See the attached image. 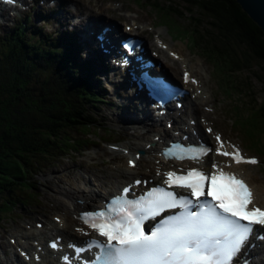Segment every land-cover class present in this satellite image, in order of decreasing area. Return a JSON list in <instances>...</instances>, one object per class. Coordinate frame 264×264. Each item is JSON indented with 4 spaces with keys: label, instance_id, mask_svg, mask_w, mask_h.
I'll return each mask as SVG.
<instances>
[{
    "label": "trees",
    "instance_id": "obj_1",
    "mask_svg": "<svg viewBox=\"0 0 264 264\" xmlns=\"http://www.w3.org/2000/svg\"><path fill=\"white\" fill-rule=\"evenodd\" d=\"M148 2L154 11L164 10L169 15L176 13L178 19L183 14L180 6L198 8L203 15L207 14V19L201 16V12L192 17L199 23L192 32L197 31L198 41L204 48L209 46V55L222 57L231 66L240 64L241 69L255 66L253 77L264 82L263 31L237 0ZM157 17L171 35L173 22H167L158 13ZM202 20L220 30L213 39L224 46L207 45L200 39L204 34L197 28ZM25 27V23L20 22L12 30L0 34V216L17 204H27L15 191L34 187L33 177L45 167L62 155L95 142L88 129L98 120L90 107L102 101L100 81L78 67L79 61H85L77 55L75 58L72 46L68 49V44L51 43L38 29H33L27 36ZM242 90L251 103L248 100L246 109L249 113L245 117L239 113L238 122L250 124L257 131L264 123V104L254 108L253 95L240 87ZM239 108L235 104L231 109L239 111ZM75 130H79L82 136L72 135ZM254 144L252 142V148H255Z\"/></svg>",
    "mask_w": 264,
    "mask_h": 264
},
{
    "label": "rangeland",
    "instance_id": "obj_2",
    "mask_svg": "<svg viewBox=\"0 0 264 264\" xmlns=\"http://www.w3.org/2000/svg\"><path fill=\"white\" fill-rule=\"evenodd\" d=\"M78 1L79 2L75 3L69 2L63 4L62 6L57 4L53 9L57 11H55L53 14H49L48 19L45 21L39 19L38 14L35 13V11H39L38 8H40V6L38 7L37 3L35 2L34 7L30 9L31 12L29 13L31 15V19L26 24L27 36H30V31L36 28L48 41H52L55 44L56 42H67L70 37L67 36L60 38V34L62 31L71 30L72 24L68 17L74 12L79 17L83 16L82 22L76 23V25L73 26L75 30L72 31V34H70L73 40H75L76 37H78L77 31L80 29L82 23L87 21V12L90 10H93L96 15H103L106 20L111 19L117 22L118 19H124L122 21V25L124 22L130 23V18L140 21V26H143V29H145L143 36L150 42H153L154 33L158 32V30H162L161 35L165 41L174 40L176 41V45L181 46L184 51L189 53L192 65L193 67L195 66V68H192V71L203 79L207 93L210 92V100L214 102L213 108L215 109V113L213 115H218V118L215 122L217 126L222 127L228 136L237 138L239 141H241L244 148L247 149L249 153L259 156V164L255 166H249L246 168V172L250 179L255 182L259 191L260 199L263 201L264 156L259 150L264 151V123L261 124L260 128L257 129V133L252 125L246 123L241 124L238 121L240 120V116L245 117L249 113V110L246 109L249 97L244 95L243 90L242 92L240 91V87H244L247 92L253 95V99L256 101V103L254 102V108H257L264 104V82L260 78L253 77L254 73L252 71H255V66L252 69H241L240 64L237 66L232 64L231 66L230 62L225 61V59L222 57L209 55V46L204 48L203 43L198 41L196 35L197 31L192 32V30H194L199 24L198 21H195L192 19V17L201 12V16L207 19V17H205L207 14L204 13L203 15L202 11H200L198 8L188 9L187 7L180 6L179 9L183 11V14L181 13L182 16L180 19H178L176 13L169 15L166 14L164 10L161 11L157 9L154 11V8L148 2V0ZM104 5H111L113 7L118 6V13L125 14L126 16H115L118 17V19H116L110 17L106 11L100 12L99 8ZM42 6L43 7H41V10L51 13L50 11L52 10L46 8V4ZM26 12L28 11H20L15 15H10L9 17L6 16V18L0 17V32L2 33L3 31L10 30L16 24V22H18V20L24 18ZM157 13L159 15L161 14L163 19L167 20V22H173V24L170 25L172 26V36L169 35L168 28L164 25H161L162 22L160 21V18L157 17ZM207 13L209 14V12ZM75 17L73 18L74 20ZM189 21L191 22V26H189ZM202 21L203 22L200 23V27L197 28L201 33L204 34L201 35L200 39L207 45H222L213 39L214 36L218 35V31L220 32V30L211 27L210 24H207L208 21ZM66 22L70 23L66 24ZM183 25L187 26L189 29L186 30L185 26ZM150 28H153L154 30L149 31ZM134 32L138 31L134 30ZM75 43L81 46L78 42ZM225 47L227 49L229 48L228 45ZM81 49L84 50L83 47ZM82 50L81 53H79V56L83 58L84 55L82 54ZM163 54L167 56L166 53ZM161 59H163L162 56ZM225 62L228 65L227 68ZM166 67L168 71L174 76H178L180 74V69L174 71L173 68L168 64H166ZM187 67L190 69V64H188ZM100 94L102 97L100 100L102 101L96 102L94 106L90 107L98 121L95 125L88 129V134L93 133L97 134L98 136L101 135V138H98V141L92 145L91 143H88V147L81 146L74 153L62 155L55 162L48 165V167H45L43 171L38 176H36L37 178L34 181L38 183L32 181L36 188L25 190L24 194H21V192L16 193L17 196L25 199L28 205L21 206L20 204H17L12 212L4 215L0 219V245L4 248H10L11 246L8 240L10 235L15 237L16 241H20L22 231L18 232L16 235L12 233L13 229H18L20 231L22 228L23 230L25 223L28 222V225H32L34 219H37L38 221L43 220L46 222L51 221L52 214H57L60 212L54 207V199L59 198L58 190L55 187L56 183L72 185L74 182L72 180H75L76 185H83L86 178L90 177L92 180L95 178L99 179L100 181L101 178H97V176H101L104 180L103 183L109 187L112 183H114V179H118L123 176V165H125V159L123 157L119 158L120 151L108 150L104 144H106V142H117L121 143L122 145L125 139L130 138V133L127 132L128 127L123 126L125 123L119 122L118 120V117L121 113V106H118V99L112 97L108 92L107 95L102 93ZM245 94L247 93L245 92ZM249 102L251 103L250 100ZM235 104L237 107L240 106L239 111L237 109H231ZM255 113L257 112L255 111ZM123 127H125V130H123ZM104 128H106V130ZM105 131L111 134L110 137L105 135ZM93 134L92 136H94ZM72 135L77 137L82 136L80 135L79 130L73 131ZM87 136L89 135H86V137ZM101 142H103V144ZM252 142L255 143V148L251 147ZM67 171H72V173H68ZM109 171L114 173L112 177H109ZM121 171H123V173H121ZM63 174H69L70 177H65ZM76 175L80 177L77 178ZM81 176H85V179L83 180ZM30 191L33 192V197L29 199L26 194ZM28 200L31 202L29 203ZM7 252V258L9 259L11 254L9 251ZM5 262H7L6 259L2 257L0 264H4Z\"/></svg>",
    "mask_w": 264,
    "mask_h": 264
},
{
    "label": "snow or ice",
    "instance_id": "obj_3",
    "mask_svg": "<svg viewBox=\"0 0 264 264\" xmlns=\"http://www.w3.org/2000/svg\"><path fill=\"white\" fill-rule=\"evenodd\" d=\"M189 78L185 73V79ZM216 140L221 141L219 134ZM171 151L169 148L165 155ZM210 151L199 146L193 158ZM216 151L233 156L237 163H258L255 157L240 155L238 147L234 154L220 148ZM129 164L134 166L135 162L130 160ZM217 167L212 164L213 169ZM165 175L168 188H153L137 199L122 194L100 210L81 213L80 219L106 238L89 242V250L98 249L89 264H236L237 260L249 264L240 254L257 226L264 227V209L249 207L253 204L252 192L244 180L234 173H209L200 168L168 171ZM172 186L189 189L190 195L178 194ZM129 192L130 188L123 189L124 194ZM177 208L182 211L161 217L166 210ZM157 217H161L158 223L148 229L145 221ZM256 239L264 240V234H257ZM51 246L56 248L58 244L54 241ZM75 250L79 254L85 248Z\"/></svg>",
    "mask_w": 264,
    "mask_h": 264
},
{
    "label": "bare ground",
    "instance_id": "obj_4",
    "mask_svg": "<svg viewBox=\"0 0 264 264\" xmlns=\"http://www.w3.org/2000/svg\"><path fill=\"white\" fill-rule=\"evenodd\" d=\"M69 2L75 3V2H79V1L78 0H60V4H66V3H69ZM99 9H100V12L106 11L110 17H113V18H116V19H118V17H115V16H122V15L126 16L125 14L118 13V9H119L118 6H114L113 7V6H110V5H104V6H101ZM41 13H44V11H41ZM70 16L68 17V19L70 18ZM82 20L83 19H80L78 21V23L82 22ZM131 20H134V18H132ZM100 22H105V23H108V24L111 25L110 33L112 35L118 33L119 30H120V25L115 20H106L103 17V15H101V14L96 15L93 10H90L89 12H87V21L85 23H82V25L80 26V29H78V31H77L78 35L84 32V28L86 26L93 27V26L98 25ZM157 33H159V35H161L162 34V30H160V31L158 30ZM89 37L91 38V41H92L93 45L96 46V41H94L93 37L92 36H89ZM175 42L176 41H174V40L165 41V43L168 44V48L173 50L174 52H176L179 55L180 60H177V61L172 60V59H170L169 57H167V56H165L163 54L162 58L165 60V62L168 63V64H171V65H174L175 69H180L181 70L183 63H186L187 65L190 64V70L192 68H195V66L193 67V65H192V61H191V57H190L189 53L184 51L181 48V46L176 45ZM82 51L84 52L85 50H82ZM180 75H181V72H180ZM127 118L128 117H127L126 111L124 109H121V113H120V115L118 117V120H120L121 122H124V120L127 119ZM137 136H138V133H137ZM154 144H157V143L155 142ZM144 145H145V142L142 143L140 140L137 143H134L132 141H127L125 144H123V147L129 148L130 151H132V150L137 149L139 147L142 148V147H144ZM150 151H151V149H147L145 151V154H143V156L141 157L142 163L136 164L133 168L128 167L127 164L123 165L124 166V168H123L124 175L122 177H120V179L119 178L118 179L117 178L114 179V183H112L111 186H109V187H107V185H103V186L100 185L101 183H103L104 180H103V178L101 176H97V175H96L97 178H101L100 182H99L98 179L94 178L93 182H92L94 186L90 187V188H85V189L80 188L79 184L76 185L75 180H72V181H74L72 183V185L71 184L65 185V184L56 183L55 187L58 190L59 198H55L54 199V207L56 208L57 211H60L58 213L63 212L61 216L64 219V226L62 228L57 227L53 223L54 229L56 230V232H58V233L61 232V233L66 234L67 231L72 229V227H68V222H69L68 216L72 212H76V211L81 209V207H82L81 204H79L77 202L78 198L79 199H84V200H91L92 201L91 204L93 206L96 205L102 198H104V195L102 193H100V192H97L95 189H97V187H102L103 189L106 190L105 192L107 193L108 191L112 190L113 188H116L121 183L122 180H124V179L129 180L134 175H137V174L141 173V170H142L143 166L149 165V162H153V159H149L148 160V152H150ZM123 171H121V173H123ZM67 172L68 173H72V171H67ZM108 173L110 174L109 177H112L114 175V173L111 172V171H109ZM63 176L70 177L69 174H63ZM76 177L78 178L80 176L76 175ZM81 177L83 178V180L85 179V176H81ZM97 181H98V183H96ZM122 183H124V182H122ZM109 193H111V192H108V194ZM257 194H258V192H257ZM258 200H259V195H258ZM84 207H86V206H84ZM18 227H15V228H18ZM37 231H38V229L34 228V227L29 229V230H27V232H29V233H33V232H37ZM18 232H19L18 229H13L12 230V233H14L16 235H17ZM9 237H11V235ZM258 252H261V251L253 250L252 253L255 255ZM261 255H262V253H261ZM262 261H264V260H262ZM259 262H261L260 258H259V261L256 262V264H258Z\"/></svg>",
    "mask_w": 264,
    "mask_h": 264
},
{
    "label": "water",
    "instance_id": "obj_5",
    "mask_svg": "<svg viewBox=\"0 0 264 264\" xmlns=\"http://www.w3.org/2000/svg\"><path fill=\"white\" fill-rule=\"evenodd\" d=\"M237 2L261 27L264 35V0H237Z\"/></svg>",
    "mask_w": 264,
    "mask_h": 264
}]
</instances>
